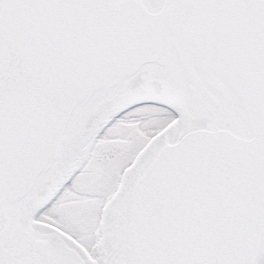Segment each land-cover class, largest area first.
Masks as SVG:
<instances>
[{
    "label": "snow or ice",
    "instance_id": "1",
    "mask_svg": "<svg viewBox=\"0 0 264 264\" xmlns=\"http://www.w3.org/2000/svg\"><path fill=\"white\" fill-rule=\"evenodd\" d=\"M0 264H264V0H0Z\"/></svg>",
    "mask_w": 264,
    "mask_h": 264
}]
</instances>
